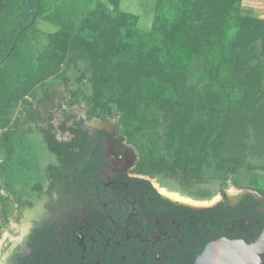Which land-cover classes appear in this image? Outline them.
Segmentation results:
<instances>
[{
	"label": "trees",
	"instance_id": "trees-1",
	"mask_svg": "<svg viewBox=\"0 0 264 264\" xmlns=\"http://www.w3.org/2000/svg\"><path fill=\"white\" fill-rule=\"evenodd\" d=\"M6 1L0 8L2 100L16 87L15 81L22 80L14 92L26 102L24 96L37 85L58 76L59 83L73 86L71 93L87 104L89 117H112L120 106L123 116L115 132L136 146L143 163L172 168L192 180L210 173L222 194L227 179L237 188L250 186L264 194V172L241 163L250 126L264 141V122L247 105L239 77L250 62L264 69V18L243 15L240 0H155L148 31L137 27L136 14L116 7L105 12L102 2L84 12L80 0H0V5ZM31 12L33 22L18 34L10 50ZM38 20L58 29L45 34L48 42L36 56L40 67L22 79L20 74L32 60L31 34ZM104 23L113 36L101 69L95 71L96 63L84 49L73 51L64 69L50 66V54L62 48L73 32ZM192 76L203 80L204 91L190 112L176 89ZM100 97L111 103L108 114L92 110ZM58 131L67 138H58ZM103 136L111 134L86 128L83 119L73 115L56 124L30 123L27 128L1 131L0 188L20 203L34 204L48 183L51 188L63 186L74 201L84 204L94 178L100 176ZM132 180L156 192L148 180Z\"/></svg>",
	"mask_w": 264,
	"mask_h": 264
},
{
	"label": "flooded vegetation",
	"instance_id": "flooded-vegetation-1",
	"mask_svg": "<svg viewBox=\"0 0 264 264\" xmlns=\"http://www.w3.org/2000/svg\"><path fill=\"white\" fill-rule=\"evenodd\" d=\"M90 124L112 130L108 118ZM111 132L103 144L114 137ZM111 143L115 164L104 161L103 149L100 176L93 180L84 213L48 214L27 232L9 264H195L211 242L226 238L249 244L264 232V194L253 187H236V196L229 198L227 191L215 201L189 196L208 206L174 199L150 183L152 194L132 180L140 178L129 174L132 154ZM105 171L107 181L101 180Z\"/></svg>",
	"mask_w": 264,
	"mask_h": 264
},
{
	"label": "rangeland",
	"instance_id": "rangeland-1",
	"mask_svg": "<svg viewBox=\"0 0 264 264\" xmlns=\"http://www.w3.org/2000/svg\"><path fill=\"white\" fill-rule=\"evenodd\" d=\"M80 2L84 7V12L94 9L99 2H102V10L105 12H110L116 7L121 11L134 13L138 17L137 27L140 30L148 31L151 28L155 0H80ZM240 10L243 15H249L244 11L241 0ZM256 18L263 19V17ZM39 23H41V20L36 23V32L31 34L34 50L31 62L20 74L24 77L22 79H25L24 75H28L29 72H33L40 67L36 56L48 42L45 33L37 28ZM107 27L108 25L104 23V26L98 24L96 27L89 26L73 32V36L62 48L53 50L48 63L50 66L59 65L60 69H64L71 53L84 49L91 56L93 62L96 63L94 65L95 71L101 69L109 55L113 36L111 30H108ZM256 46L259 50L260 41H257ZM197 66L196 64L195 67ZM245 67L246 69H242L239 73V77L245 86V91H247L246 100L249 102L247 105H251L252 111L260 115L264 122V69L257 68L254 64L252 65V62ZM196 77L186 78L176 89L179 99L190 112L197 108L198 94L204 91L202 89L203 80L199 82ZM59 80L58 76H52L44 83L37 85L35 89L24 96L26 102L18 99L16 92H14L22 80L15 81L14 85L16 87L13 86V90L10 88L3 94L5 101L0 96V132L13 127L27 128L30 123L35 125L56 124L58 121L63 120L66 115H73L76 118H82L83 126L86 128L100 129L107 133L113 131L114 137L104 141L103 144L106 155L104 161L111 163L109 145H113L111 142L114 140L118 142L119 146L122 145L132 154L133 162L129 174L148 180L158 189V186H166V189L172 188L170 191L175 190L180 194L192 196L194 199L203 197L204 200H212L213 198L212 201H215L221 198L220 185L210 173L192 180L172 168L150 166L146 162L143 163L136 146L126 136H118L115 132L116 123L123 116V111L119 105L114 110V116L106 117L110 121L112 130L103 126L92 125L89 120L94 117H89L87 104L80 100L79 96L71 93L73 86L61 84ZM110 104V102L105 103L100 97L95 100L92 110L98 108L100 114H108L112 109ZM184 114L183 112V116ZM249 136L247 150L241 162L242 166L250 170L264 172V141L258 139L253 126L249 128ZM57 137L60 139L67 138V134H61L58 131ZM108 177L109 172L105 171L101 180L107 181ZM235 188L227 179V185L224 187L223 192L227 195L228 191L229 196V192ZM90 192L91 194L94 193L89 190L88 198L91 197ZM71 194L72 192L65 191L63 186L51 188L46 183L39 200L34 204H24L18 202L13 196L0 188V264H9L13 251L23 243L27 232L35 224L44 220L48 214L58 216L60 214L76 213L81 215L84 213V204L74 201V196ZM210 204L211 202H209ZM9 230H13V232Z\"/></svg>",
	"mask_w": 264,
	"mask_h": 264
},
{
	"label": "water",
	"instance_id": "water-1",
	"mask_svg": "<svg viewBox=\"0 0 264 264\" xmlns=\"http://www.w3.org/2000/svg\"><path fill=\"white\" fill-rule=\"evenodd\" d=\"M8 1L1 7H5ZM31 11V10H30ZM35 13H30L29 21L21 27L16 33L10 50L18 34L27 28L34 20ZM111 153V162L115 164L113 152ZM129 165V164H128ZM264 260V232L251 243L243 240H229L221 238L209 243L203 252L197 257L195 264H263Z\"/></svg>",
	"mask_w": 264,
	"mask_h": 264
},
{
	"label": "crops",
	"instance_id": "crops-1",
	"mask_svg": "<svg viewBox=\"0 0 264 264\" xmlns=\"http://www.w3.org/2000/svg\"><path fill=\"white\" fill-rule=\"evenodd\" d=\"M241 2L246 13L264 18V0H241ZM37 28L45 34L53 33L58 29L55 24L45 20H41V23L37 25Z\"/></svg>",
	"mask_w": 264,
	"mask_h": 264
},
{
	"label": "bare ground",
	"instance_id": "bare-ground-1",
	"mask_svg": "<svg viewBox=\"0 0 264 264\" xmlns=\"http://www.w3.org/2000/svg\"><path fill=\"white\" fill-rule=\"evenodd\" d=\"M89 123H95V124H102L103 123V120L102 119H99V118H93L92 120H89ZM127 164H130V161H128ZM159 187V191L165 195H168L174 199H180L184 202H188V203H194V204H202V205H207L206 202H194V200L192 198H190L189 196H185V195H181L179 194L178 192H175V191H170L168 189H166L165 187H162V186H158ZM230 198H232L233 196H236V194H238V192L233 189L231 190L230 192ZM233 195V196H232Z\"/></svg>",
	"mask_w": 264,
	"mask_h": 264
}]
</instances>
